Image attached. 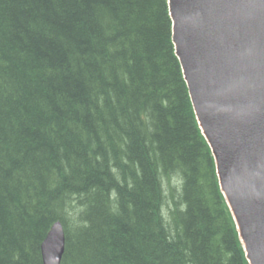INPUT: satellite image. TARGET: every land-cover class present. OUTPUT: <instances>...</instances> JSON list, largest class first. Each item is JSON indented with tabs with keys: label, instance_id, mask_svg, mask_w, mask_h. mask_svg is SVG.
Segmentation results:
<instances>
[{
	"label": "trees",
	"instance_id": "obj_1",
	"mask_svg": "<svg viewBox=\"0 0 264 264\" xmlns=\"http://www.w3.org/2000/svg\"><path fill=\"white\" fill-rule=\"evenodd\" d=\"M249 264L168 0H0V264Z\"/></svg>",
	"mask_w": 264,
	"mask_h": 264
},
{
	"label": "water",
	"instance_id": "obj_2",
	"mask_svg": "<svg viewBox=\"0 0 264 264\" xmlns=\"http://www.w3.org/2000/svg\"><path fill=\"white\" fill-rule=\"evenodd\" d=\"M172 39L249 264H264V0H168ZM56 222L43 264H61Z\"/></svg>",
	"mask_w": 264,
	"mask_h": 264
}]
</instances>
